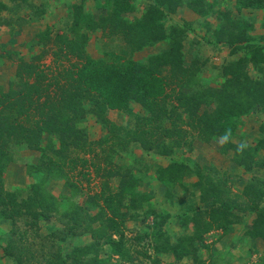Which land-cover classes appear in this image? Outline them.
Instances as JSON below:
<instances>
[{"label":"trees","instance_id":"1","mask_svg":"<svg viewBox=\"0 0 264 264\" xmlns=\"http://www.w3.org/2000/svg\"><path fill=\"white\" fill-rule=\"evenodd\" d=\"M9 1L13 3L12 6L9 2L0 0V27L7 26L12 35L10 41L16 42V34L20 31L16 29L19 21L16 19L21 17L7 18L2 12L11 9L18 11L20 7H28L34 11L33 19L36 20V17L40 19L47 9L45 5L42 6L43 4L37 7L30 0ZM99 6L107 12L96 18L86 12L84 2L71 3V9L74 10L71 22L73 35L71 37L65 34L58 35L60 51L77 57L78 61L57 71L53 82H49L46 81V70L41 69L39 64L21 58L15 82L19 85L18 89L11 88L8 93L1 92L0 106L4 103L6 105L0 110V217L16 218L25 207L30 213L29 216L33 218L34 223L30 221V224L37 225L42 216L51 217L50 214L55 211L63 213L64 202L54 195L49 185L67 177L65 167L71 162L79 164V159L60 157V149H57L60 146L52 139L43 146L41 138L43 133L49 135L54 133L64 149L70 146L69 142L83 138L84 132L79 123L86 121L88 114L91 113L105 123L108 129L107 135L98 141L99 145L104 146L102 154L105 165H98L97 170H106L102 174L106 179L102 184L104 189L101 190L104 194L101 195L100 192L96 196L103 199L113 214L109 215L101 208L93 216L92 223H104L107 219L117 232H120L122 222L117 219L121 214L114 202L117 200L123 204L122 201L128 195L133 196L134 200L144 199L133 186L123 188L117 194H105V189L109 185L108 178L123 169L114 160L115 154L128 153L133 142H140L147 149L172 157L176 149L185 147V144L191 145V141H187L191 132L208 142L219 136L224 139L223 150L225 152L232 150L237 165L244 168V171H250L256 165L264 167V120L260 124L262 136L250 144L246 140L239 143V139L242 138L239 126L244 124L247 115L257 111L264 114V34L253 33L256 30L255 20L243 12L246 9H264V0H153L147 3L145 11L140 16L133 17H129V14L136 10L132 0H105L101 1ZM185 6L200 16L198 23L205 26L208 35L203 38L208 43L229 49L230 58L225 59L220 65H214L218 68L216 76L222 78L218 87L208 85L200 76L208 62L201 56L200 49L193 51L190 64L185 61L187 57L185 58L184 41L189 30L193 31L194 22L184 20L183 28L176 25L167 31L165 15L176 13L179 8ZM233 8L240 15L235 14ZM213 17L218 21L214 22ZM22 25L19 24V28ZM51 29L49 26L45 31L38 33L40 41L48 40ZM99 29L107 35L122 37L129 50L120 53L106 50L103 57L92 56L87 51L90 31ZM162 42L167 43L164 50L149 52L145 58L135 59L133 52L154 48ZM192 43L195 44V41ZM4 54L1 53L0 57L4 58ZM33 74L37 79L31 83L27 76ZM51 85L58 86L59 91L55 99H52L49 91ZM135 104L149 111L150 115L143 117L135 112ZM45 109L49 110L48 115ZM110 110L131 115L137 113L136 125H130L132 120L126 125H117L110 121L106 115ZM36 115L40 116L38 120L34 118ZM168 120L172 122L173 127H167ZM180 122L187 127L181 126ZM145 124H149L150 127L145 128ZM149 135L154 137L153 143L149 141ZM235 138L238 139L237 142ZM13 143L17 145L16 147L23 145L41 153L38 161L27 162L28 175L35 177L28 185L35 193L34 200L21 201L17 194L21 190L9 189L6 186L4 174L9 164L16 161L15 156L12 158L10 155ZM260 151L263 155L258 157ZM172 160L166 169L158 168L159 176L167 187L174 188L179 185L187 189L189 184L186 178L197 174L199 175L197 184L203 183L204 179L208 183L207 191L202 192L200 199L208 202L210 207L208 210L196 206L193 204L195 202L193 198L188 205L181 201V204L186 205L183 217L190 215L194 221L193 227H189L188 223H181L183 231L176 239H164V242L155 245L154 250L157 254H173L177 261L189 257L194 260L192 264H198L201 262L198 252L204 245L202 235L213 229L215 224L216 227H227L226 229H230L229 225H232L231 220L225 219L227 213L215 207L222 201L226 180L216 181L212 177H206L199 165L194 167L195 165L183 158ZM81 161L84 165L88 163L86 158H81ZM260 179L250 181L251 183H247L244 188L245 193L256 201L252 207L255 211L260 210L259 204L264 201V181ZM73 185L76 186L75 183ZM195 193L197 194V191ZM75 196L77 197L75 194L71 196L68 205L75 203ZM220 204L225 208L233 205L229 201ZM96 205L99 204L96 203L94 207ZM7 207L12 208V211L8 212ZM207 214L212 217L211 221L206 222L202 219ZM259 214L260 220L264 223V212L259 211ZM75 220L77 223L82 222L77 217ZM259 224L256 223L257 226ZM251 234L253 237L264 239V228H257ZM101 236L104 238L105 234ZM124 237L123 232L119 240L110 236L106 241L122 256L129 254ZM138 238L141 240L144 237ZM99 240L100 238L95 242L99 243ZM91 248L93 243L86 246L82 255L84 259L92 255ZM5 250L7 255L10 254L7 247ZM152 258L154 264H161L160 255Z\"/></svg>","mask_w":264,"mask_h":264},{"label":"rangeland","instance_id":"2","mask_svg":"<svg viewBox=\"0 0 264 264\" xmlns=\"http://www.w3.org/2000/svg\"><path fill=\"white\" fill-rule=\"evenodd\" d=\"M4 1L9 2L11 6L13 5L9 0ZM30 1L37 7L42 4V6L45 5L47 12L39 17L40 19L38 17L36 20L33 19L35 13L28 7H20L18 11L11 9L2 12L7 18L21 17L22 20L16 19L19 20L16 29L20 30L16 34V42H11L9 38L2 39V35H0V43L3 44L0 46V54L5 53L4 58L0 57V95L1 92L8 93L11 88L18 89L19 85H16L15 82L16 73L22 61L21 58L27 62L39 64L41 69L46 70V81L49 82H53L57 71L78 61L77 57L71 56L65 51L62 53L58 42V35L65 34L69 37L73 35L71 22L74 10L71 9V3L84 2L86 12L96 18L107 12L99 6L101 1L105 0ZM132 1L136 10L129 14V17L140 16L145 11L147 3H151L153 0ZM233 9L235 14L240 15L235 8ZM243 12L247 17H253L255 20L256 30L253 33L264 34V9H246ZM36 16L38 15L36 14ZM198 19L200 16L187 6L179 8L176 13H168L164 17L168 32L176 25L183 28L184 20L194 22L193 31L189 30L184 41L185 58L187 57L185 61L190 64L193 51L200 49L199 52L203 59L208 60L205 64L206 68L200 72V76L207 81L208 85L218 87L222 78L216 76L218 68L214 65H220L225 59L230 58L229 49L208 43L203 38L208 35L206 28L198 23ZM212 20L218 21L215 17ZM19 24L23 25L19 28ZM49 26L52 29L48 40L40 41L38 33L45 31ZM2 28L10 33L7 26L0 27V30ZM22 33L24 36H21ZM193 40L195 44L192 43ZM166 46L167 43L162 42L151 49L137 50L133 52V55L135 59H142L149 52L164 50ZM106 50L120 53L123 50H129V46L119 35L110 36L103 33L101 29L90 31V40L87 44L88 53L94 57H103ZM38 56L42 57L38 58ZM27 77L31 83L37 79L35 74ZM50 87L52 99H55L59 91L58 86L51 85ZM5 105L6 103L1 105L0 110ZM134 110L143 117L150 115V112L140 105L135 104ZM48 111L45 109L46 115H48ZM136 114L131 115L118 110H110L106 115L110 121L117 125H126L128 121L132 120L130 125L135 126ZM39 117V115L34 116L37 120ZM87 117L86 121L79 123V127L84 132L83 138L75 141L70 140V146L64 148L66 150L61 147L59 138L54 133L50 135L43 133L41 138L43 146L52 139L57 146H60L57 148L60 149V157L79 159V164H72L71 162L65 167L67 177L49 183V188L56 197L61 201L63 200L65 208L62 214L55 211L50 214L51 217L42 216L37 221V225H32L34 223L33 218L29 216L30 213L25 207L16 218L0 217V264H154L152 257L158 255H160L161 264H192L194 262L192 258L187 257L177 261L173 254H157L154 250L155 245L161 244L164 239H176L183 231L181 223L185 222L188 223L189 227H193L194 221L191 220L190 215L183 217L186 210L185 206L189 202L191 203L192 198L195 200L193 204L196 206H202L208 210L210 207L208 202H203L200 199L202 192L207 191L208 183L204 179L203 183L197 184L199 183V175L197 174L186 178L189 184L187 189H183L179 185L174 188L167 187L162 177L159 176L158 168L166 169L171 165L173 158H183L193 166L195 165L194 167L199 165L206 177H212L216 181H218L217 179L226 180L220 203L224 201L233 203V205L230 204V208H225L220 203L215 206L227 213L225 219L231 220L232 225L228 224L230 229H226L227 227H216L215 224L213 229L202 235L204 245L198 252L201 259L198 264H264V239L253 237L251 234L257 228H264V223L259 217V211L264 212V201L259 204V211L252 210L256 201L244 191L247 183H251L250 181L257 178L264 181V167L256 165L253 166L252 170L244 171V168L237 165L233 151L225 152L223 150L224 139L219 136H215L208 142L191 132L187 137V141H191V145L185 144V147L176 149L172 157L159 154L153 149H147L140 142H133L128 153L115 154L114 160L123 169L108 178L109 185L105 189V194H117L121 189L133 186L140 192L138 195L143 196L144 199L134 200L133 196L128 195L122 201L123 204L117 200L114 202L117 211L121 214L117 216V219L122 222L119 228L120 232L112 228L113 224L108 223L109 220L105 219L106 216L104 223H92L93 216L101 208L107 211L109 215L112 212L107 208L103 199L96 196L104 189L102 184L106 179L105 175H102L106 170H97L98 165H105L102 154L104 146L99 145L98 141L107 135L108 129L106 124L100 121L95 114H88ZM185 117H187L186 114ZM262 120H264V114L259 111L247 115L244 124L239 126L242 134L239 143L246 140L250 144L260 135L262 136L260 131ZM180 125L184 126L181 122ZM144 127L149 128L150 125L145 124ZM167 127H173L169 120ZM148 139L153 143L154 137L152 135H149ZM155 139L157 138L155 137ZM168 140L169 138H167ZM237 140L235 138V142ZM16 146L15 143L11 145L10 155L12 158L15 156L16 161L9 164L4 174L5 183L9 189H20L21 191L17 192L21 197L19 199L27 202L30 199L34 200L33 197L35 196V193L28 186L35 177L28 175L27 162L38 161L41 153L34 149L25 148L23 145ZM262 155L263 152L260 151L258 157ZM81 158H86L88 163L84 165ZM194 190L197 191V194ZM102 193L103 191L101 195ZM73 194L77 197L75 196V203L70 206L68 200ZM181 201H185L186 205L181 204ZM96 203L100 206L94 207ZM2 209L5 210V208ZM7 209L8 212L12 211V208L7 207ZM43 213L45 214L44 211ZM75 217L82 222L77 223ZM202 219L207 222L211 221L212 217L207 214ZM30 221H32L31 224ZM256 223H260L259 226ZM123 232L126 247L129 248V254L124 256L115 251V247L106 243L110 236L119 240ZM103 234H105L104 238L101 236ZM138 237L144 238L139 240ZM99 238L100 242L96 243V239ZM90 243H93V248L90 249L92 255L84 259L82 255ZM5 247L10 254L5 253Z\"/></svg>","mask_w":264,"mask_h":264},{"label":"crops","instance_id":"3","mask_svg":"<svg viewBox=\"0 0 264 264\" xmlns=\"http://www.w3.org/2000/svg\"><path fill=\"white\" fill-rule=\"evenodd\" d=\"M192 11H193V10H192ZM0 35H2V36H1L2 39H3V38H4V39H6V38L8 39V38H9V40H10L11 37H12V35H11L10 33H7V32H6L5 28H4V29L2 28V29L0 30ZM18 36H19V35H18ZM21 36H24L23 33H22ZM2 45H3V44L0 43V46H2Z\"/></svg>","mask_w":264,"mask_h":264}]
</instances>
